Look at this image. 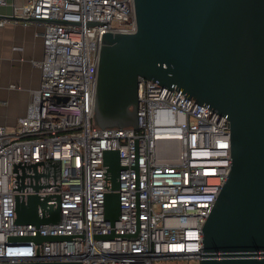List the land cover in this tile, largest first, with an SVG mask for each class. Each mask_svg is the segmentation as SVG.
<instances>
[{
	"label": "built area",
	"instance_id": "obj_1",
	"mask_svg": "<svg viewBox=\"0 0 264 264\" xmlns=\"http://www.w3.org/2000/svg\"><path fill=\"white\" fill-rule=\"evenodd\" d=\"M5 6L0 27H41L43 52L26 114L11 129L0 124V262L199 264L202 226L230 169L225 116L140 77L137 127L101 128L93 120L101 38L135 32L134 0H0ZM111 150L123 167L114 221L104 216ZM34 193L48 197L39 212L58 201L57 222H16L15 202Z\"/></svg>",
	"mask_w": 264,
	"mask_h": 264
},
{
	"label": "water",
	"instance_id": "obj_2",
	"mask_svg": "<svg viewBox=\"0 0 264 264\" xmlns=\"http://www.w3.org/2000/svg\"><path fill=\"white\" fill-rule=\"evenodd\" d=\"M134 10L135 32L102 35L95 124L137 127L140 77L179 89L225 116L230 169L202 226L199 264H264V0H134ZM104 163L110 188L104 216L114 221L120 209L117 177L123 168L118 151H105ZM47 200L36 193L21 196L15 202L16 222H57L58 201L39 212Z\"/></svg>",
	"mask_w": 264,
	"mask_h": 264
},
{
	"label": "crops",
	"instance_id": "obj_3",
	"mask_svg": "<svg viewBox=\"0 0 264 264\" xmlns=\"http://www.w3.org/2000/svg\"><path fill=\"white\" fill-rule=\"evenodd\" d=\"M9 14V6L0 7V15ZM40 32L41 27L32 23L9 22L0 27V124L8 129L26 114L30 92L39 85Z\"/></svg>",
	"mask_w": 264,
	"mask_h": 264
}]
</instances>
